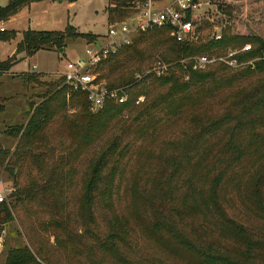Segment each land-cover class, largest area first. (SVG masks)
<instances>
[{"label":"rangeland","instance_id":"1","mask_svg":"<svg viewBox=\"0 0 264 264\" xmlns=\"http://www.w3.org/2000/svg\"><path fill=\"white\" fill-rule=\"evenodd\" d=\"M225 1L235 7L233 18L228 17L232 34H256L264 39V0ZM8 2L0 0V7ZM113 3L44 1L24 6L15 17L0 23V33H15L10 40H0V61L15 56L17 44L28 30L65 32L74 27L79 34L92 35L98 44H103L108 27L114 24L108 15ZM133 15L134 12L117 22ZM201 19L202 25L206 24L204 17ZM1 28L5 30L2 32ZM208 33L203 28L202 36L209 41ZM91 39L71 36L62 53L44 49L29 57L18 55L21 62L0 74V147L11 153L8 159L18 140L7 135V130L28 122L33 109L48 99L49 85L61 82L69 62L87 59ZM246 44L252 43L245 42L239 49ZM33 66L37 69L33 70ZM135 67H126L121 76L109 75L107 67H101L97 75L106 85L116 84L135 73ZM234 73L232 70L221 74L228 84L213 88L194 115L204 122L222 118L233 110L228 109L231 103L262 76L238 81L233 78ZM62 86L63 83L59 88ZM74 113L71 110L66 115L74 119ZM128 116L131 117L125 116L120 124L129 121ZM181 117L164 116L155 139L135 144L124 160L126 167L119 190L106 192L105 172L104 190L89 208L85 187L106 140L78 150L70 130L59 119L54 120L45 132L43 147L47 154L42 159V175L34 161L30 163L28 159L18 176L10 171L0 173V182L9 190L10 208V217L0 214V264H7L19 255L15 253L20 249L33 252L38 264H201V258L189 246L210 247L234 258L248 256L256 264H264V180H258L264 175V158L248 155L241 162L230 153H221L205 162L200 161L201 156L195 157L185 168L174 169L170 159L178 157L179 150L172 144H181L200 131L192 121V113ZM227 137L221 140L227 141ZM243 141L240 140L242 144ZM176 171L179 172L175 174ZM45 176L53 177L48 183V201L17 200L20 189L34 184L44 186ZM162 180L167 184L161 190L157 182ZM189 180L191 185L185 184ZM159 197L166 207L159 206ZM145 198L150 199L148 204ZM184 200L189 201L187 206H194V213H183ZM162 220L164 231L158 233L153 224Z\"/></svg>","mask_w":264,"mask_h":264},{"label":"trees","instance_id":"2","mask_svg":"<svg viewBox=\"0 0 264 264\" xmlns=\"http://www.w3.org/2000/svg\"><path fill=\"white\" fill-rule=\"evenodd\" d=\"M44 1L76 3L78 0H9L6 6L0 7V23L15 17L24 6ZM211 1L230 19L233 18L235 7L225 0ZM113 2L108 9L110 23L128 18L133 12H137L141 6L140 0H113ZM203 28L210 30L208 23L203 24ZM231 31L232 28L228 27L220 42L208 41L206 40L208 38L202 36L192 44L182 43L172 37L170 29H157L140 34L132 45L124 48L118 54L110 56L100 64L99 68L107 67L109 75L121 76L124 75L123 71L128 66L134 65L136 66L135 73H143L151 70L154 63L162 61L171 66L168 74L160 78L152 74L144 81L136 83L134 81L135 73H132L127 78H121L119 83L107 84L110 89L129 87L131 99L125 105L108 101L97 114L90 111L87 94L82 91L71 90L65 85L64 77L61 82L51 83L48 99L33 109L28 122L7 130V135L16 138L18 143L10 159L8 158L11 153L0 147V153H2L0 173L2 170L4 172L10 171L16 177L18 176L17 172L24 168L28 159L30 163L34 161L42 175L41 171L45 169V162L42 159L47 154L43 147L45 145V132L56 119L61 121V125L67 131L70 130L77 141L78 150H83L104 141V139L106 140L104 148L101 149L102 151L92 165L86 183L84 197L88 208L96 203L100 192L104 190L105 172L106 192H113L121 188L125 173L123 167H126L124 160L137 142L156 138L160 130L159 127L165 119L164 116L181 117L187 112L192 113V121L200 128L197 134L188 136L180 142L181 144H172L179 150V156L170 159L174 169L185 168L195 157L201 156L202 160L200 158L199 160L205 162L211 156L217 157L221 153H230L235 161L240 159L241 162L248 155H258L264 158V132H259L264 130V39L256 34L241 36L232 34ZM14 35L15 33H11L9 36L0 33V40H10ZM71 36L72 38H92V44L96 42V37L88 34L81 35L74 27H68L65 32L25 31L22 40L17 44L15 56L7 61H0V74L11 71L14 66L21 62L22 59H18V55L24 54L29 57L44 49L65 51L64 44ZM245 42H251L253 49L248 53L241 54L239 59L241 61L255 60L254 68L247 66L236 71L233 78L239 81L249 79L254 75L262 76L231 103L228 109L233 110L220 119L204 122L198 118L199 115H194L196 109L202 106L204 98L206 95L209 96V92L213 88L215 90L228 84L223 81L221 74L232 70L224 65H214L205 70H195L194 61L191 58L224 54L230 49H239L240 45ZM156 57L159 59L155 61ZM185 60L187 61L184 62ZM146 64L148 66H144ZM28 77L32 78L30 74ZM62 83L63 86L59 88ZM141 96L144 97V102L137 106L135 102ZM71 110L76 112L74 119L68 118L66 115ZM127 115L131 116H128L130 123L126 121L120 124V121ZM225 136H228V140L222 141L221 139ZM214 139H218V141ZM239 139L245 140L246 144H242ZM201 144L205 145L200 147ZM232 163L237 164L234 161ZM178 172L176 171L175 174ZM52 179L53 177L45 176L44 186L34 184L31 188L20 189L19 193L16 194L17 200H38L45 203L50 198L47 190L49 189L48 183ZM191 180L185 184L190 183L189 185H191ZM258 180L263 181L264 175ZM163 182H165L164 185ZM157 183L161 190L167 184L163 180ZM149 201L150 199L145 198L146 204ZM186 203L189 201L184 200L182 208H186L183 209V213L190 210H194L192 212L194 213V206H187ZM159 206L166 207L164 199L160 197ZM1 213L10 217V208L6 203L0 204ZM163 222L164 220L155 222L153 224L154 231L162 233L164 231ZM111 246L114 248L113 245ZM189 249L201 258V264H256L254 258L251 259L248 256L234 258L210 247L197 249L196 246H189ZM17 253L20 256L12 257V260L8 261L7 264H38L35 261L37 256L33 252L20 249L15 254Z\"/></svg>","mask_w":264,"mask_h":264},{"label":"built area","instance_id":"3","mask_svg":"<svg viewBox=\"0 0 264 264\" xmlns=\"http://www.w3.org/2000/svg\"><path fill=\"white\" fill-rule=\"evenodd\" d=\"M139 10L127 21L117 22L108 27L106 41L103 44L95 42L86 49L87 59L71 61L67 71L63 73L65 85L73 91L87 94L90 111L99 113L108 101L119 105L129 103L131 93L129 87L110 89L97 75L100 64L110 56L133 44L143 33L157 29H170L171 36L182 43L192 44L203 34L202 17L209 24V38L215 42L223 39L224 32L230 26L228 16L211 0H140ZM5 29L1 28L3 32ZM252 44H246L241 49H230L216 56L202 55L194 57V69L205 70L210 66L224 65L233 71H239L247 66L254 68L255 60L241 61L239 56L252 51ZM170 65L158 61L151 70L137 73L136 83L147 79L150 75L163 77L168 74ZM37 66H33L36 70ZM144 102L141 96L135 102L137 106ZM9 190L0 182V204H8Z\"/></svg>","mask_w":264,"mask_h":264},{"label":"water","instance_id":"4","mask_svg":"<svg viewBox=\"0 0 264 264\" xmlns=\"http://www.w3.org/2000/svg\"><path fill=\"white\" fill-rule=\"evenodd\" d=\"M63 50H61V53H62Z\"/></svg>","mask_w":264,"mask_h":264}]
</instances>
